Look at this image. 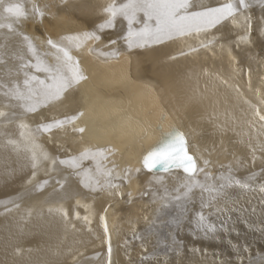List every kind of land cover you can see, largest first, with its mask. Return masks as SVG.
Returning <instances> with one entry per match:
<instances>
[{
	"label": "bare ground",
	"instance_id": "6f19581e",
	"mask_svg": "<svg viewBox=\"0 0 264 264\" xmlns=\"http://www.w3.org/2000/svg\"><path fill=\"white\" fill-rule=\"evenodd\" d=\"M109 2L5 0L24 5L28 16L19 22L3 19L0 9V23L15 29L0 28V84L7 85L0 87L6 114L0 116V264H264V122L253 114L255 108L264 114V0H250L245 13L253 24L248 42L240 39L246 31L238 16L199 40L129 50L127 23L118 18L113 28L97 32L99 41L71 50L86 78L60 100L26 112L4 95L14 81L22 85L24 71L46 78L31 67L20 70L36 63L21 34L31 38L41 60L55 65L46 41L66 43L64 36L96 31ZM33 6L44 15H35ZM113 50L119 53L114 58L99 55ZM68 116L78 118L51 131L40 128ZM173 129L184 134L188 153L204 168L195 177L201 184L219 185L225 182L219 177L231 176L248 185L225 188L213 207L203 208L212 232L196 215L202 197L211 199L207 193L196 188L189 200H176L186 180L182 170L143 168V156ZM34 147L48 157L35 169ZM100 148L111 150L101 164L115 165L116 189L104 186L103 175L95 190L85 187L76 170L59 162ZM83 168L97 175L92 160ZM205 173L216 179L205 181Z\"/></svg>",
	"mask_w": 264,
	"mask_h": 264
},
{
	"label": "snow or ice",
	"instance_id": "6c2138e0",
	"mask_svg": "<svg viewBox=\"0 0 264 264\" xmlns=\"http://www.w3.org/2000/svg\"><path fill=\"white\" fill-rule=\"evenodd\" d=\"M251 6L250 0H225L217 6H204L197 4L195 0H110L103 8L105 19L96 26V31H85L76 35L64 36L61 38L66 43L55 42L48 39L46 43L55 50V65H48L37 56V50L31 38L23 35V40L26 42L28 52L36 59V63L21 64L20 70L31 67L38 72L46 74L45 79L38 76L30 75L24 71V79L22 85L20 82H13L12 87L4 93L11 99L19 102V106L26 112H35L39 107L47 105L50 102L60 100L64 93L75 84H78L86 77L83 76L79 62L74 59L72 49H80L87 41H99L101 36L97 32H103L105 29L113 28L117 19H122L127 23L128 31L123 37L129 50L133 48H144L153 44H162L167 41L182 39L186 37H194L200 39L201 34L207 35L218 26L223 25L227 21L235 22L238 16H243V24L246 35L241 37L245 42L250 41V33L252 32L253 24L251 16L245 15L247 9ZM194 8L198 10H193ZM0 9H2L3 19H12L19 22L21 19H26L27 11L22 3H5V0H0ZM32 11L35 15L42 17L44 13L33 6ZM139 25V27H135ZM7 28L9 31H14L13 23H0V28ZM260 34L264 35V27L260 29ZM213 40L207 43L200 41L199 46L207 48ZM115 44L116 41H110ZM190 51H197L196 48H191ZM184 53L181 52V55ZM100 56L116 57L118 51L100 52ZM21 59H23L21 57ZM0 87L7 85L0 84ZM264 102V101H262ZM261 122H264V114H261L259 108H255L253 112ZM6 115L0 112V116ZM82 115V113L78 114ZM78 116H68L62 120H56L48 124L41 125L40 128L44 131H51L54 127H62L65 124H71ZM21 127L25 125L21 124ZM78 132H83V128L74 129ZM23 135V133H22ZM9 144H15L9 140ZM111 154L110 149H85L78 156H71L67 159L60 160V164L77 171V175L81 176V184L85 187L95 186L100 183L98 176L105 177L104 186L110 189L118 188V185L112 183L115 165L111 169H104L101 161L107 159L105 153ZM47 159V154L37 153L35 147L32 150V167L35 169L39 160ZM87 160H92L96 165V176L90 174L89 169L83 168V163ZM205 160V166L208 165ZM53 164L55 161L53 160ZM143 168L151 172L156 168L164 171L170 169H180L185 174V183L180 188L176 189V200H189L194 189L199 188L201 193H207L211 199L205 201L201 199V211L196 213L198 222L201 226H206V231L212 232L214 228L206 225V217L203 214V208L213 207V203L222 197L227 187L239 186L246 188L248 185L239 179H233L231 176L219 177L225 181L217 185L216 183L201 184L195 179L198 173L204 172V168H200L194 156L190 155L187 150V142L183 133L175 129L168 133L162 134L157 145L149 151L142 159ZM139 171V169H137ZM128 170H125L127 177ZM35 175V171L33 172ZM115 178H119V175ZM209 173H205V181L215 180ZM182 189V191H181ZM261 191H264L262 186ZM167 192V189H165ZM116 194H120L117 192ZM166 206V205H164ZM103 221V217H101ZM105 233L107 227L105 225ZM111 249H109V252Z\"/></svg>",
	"mask_w": 264,
	"mask_h": 264
},
{
	"label": "rangeland",
	"instance_id": "374dc122",
	"mask_svg": "<svg viewBox=\"0 0 264 264\" xmlns=\"http://www.w3.org/2000/svg\"><path fill=\"white\" fill-rule=\"evenodd\" d=\"M15 45H16V43H13V46H15ZM6 48H8V47H5V49H4V47H3V50H2V49H1V50H2V51H7L8 49H6ZM7 60L11 61L10 59H7ZM2 61H3V60H2ZM2 61H1V62H2Z\"/></svg>",
	"mask_w": 264,
	"mask_h": 264
},
{
	"label": "water",
	"instance_id": "95a60500",
	"mask_svg": "<svg viewBox=\"0 0 264 264\" xmlns=\"http://www.w3.org/2000/svg\"><path fill=\"white\" fill-rule=\"evenodd\" d=\"M155 146H156V145H155ZM155 146H154V147H155ZM154 147H153V148H154ZM153 148H152V149H153ZM152 149H151V150H152ZM151 150H150V151H151Z\"/></svg>",
	"mask_w": 264,
	"mask_h": 264
}]
</instances>
